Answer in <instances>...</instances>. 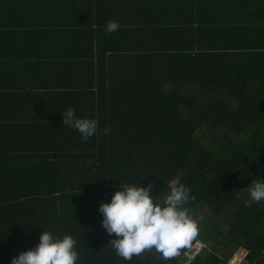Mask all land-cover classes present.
I'll return each mask as SVG.
<instances>
[{"label":"trees","instance_id":"16d2710c","mask_svg":"<svg viewBox=\"0 0 264 264\" xmlns=\"http://www.w3.org/2000/svg\"><path fill=\"white\" fill-rule=\"evenodd\" d=\"M258 1L241 0L226 13L217 3V9L191 21L115 19L120 28H130L132 38L150 30L141 45L112 48V62L104 46L100 56L83 41L73 72L82 73L85 59L99 54L97 62L85 65L89 81L99 79L98 98L80 93L95 88L96 81L86 90L75 79L60 87L57 101L34 109L45 113L17 116L18 123L38 126L23 137L18 129L23 148L11 169L18 176L17 192L0 210V220L9 222L1 225L0 264H11L13 256L34 247L45 229L77 240V264H181L199 241L201 251L189 264H230L241 252L247 264H264V201L244 204L245 187L264 179V0L260 15L253 4ZM242 4L245 14L239 17ZM185 22L190 27L180 26ZM95 24H102L98 17L79 23L83 32ZM2 90L0 112L16 105L19 96ZM68 108L97 118V133L84 141L65 127ZM0 123L14 119L0 114ZM153 181L161 197L173 186L190 189L194 198L184 207L196 234L171 258L153 248L124 260L108 244L113 237L102 226L99 206L122 182Z\"/></svg>","mask_w":264,"mask_h":264},{"label":"crops","instance_id":"0c3cea01","mask_svg":"<svg viewBox=\"0 0 264 264\" xmlns=\"http://www.w3.org/2000/svg\"><path fill=\"white\" fill-rule=\"evenodd\" d=\"M126 1L0 0V88L4 89L2 91L19 95L15 99L16 105L10 104L3 107L0 112L2 116L14 119V123H0V210L6 207L5 203H9L7 199L12 198V194L17 192L15 188L18 176L12 173L11 169L18 165L15 157L19 146L23 148L18 131L24 130L20 135L23 137L26 129L38 126V122L32 124V122L20 121L18 123L17 116H23L25 120L33 115L37 116L38 113H45L34 109H38V106L43 104H50L52 100L57 101L60 87L63 88V84L73 82L75 79L83 81L81 87L84 89L96 81L95 88L80 93L82 96L83 93L89 92L92 97L98 98L99 79L94 78L95 81L90 82L92 75L85 70L92 61L99 60L101 45L108 49L105 58L107 60L109 58L112 62L113 56L116 55L115 52H111L112 48L123 51L125 46H132L138 42L141 45L142 38L150 30L145 28L143 31H138V39L130 36L129 27L106 33L104 27L109 21L124 18L129 20V17L132 21L141 20L143 23H146L148 19L178 17L180 20L191 21L199 16L208 15L213 6L217 9V3H220L226 13L229 6L241 0H134L136 3L130 4H126ZM157 3L159 4L154 9V4ZM171 3H175V6ZM260 3L262 0L253 3L258 8L259 15L262 11ZM238 8L237 14L240 17L245 14L243 4ZM94 17L100 19L102 23L100 27L98 28L95 24L94 27H88V31L83 32V26L79 23L85 24L87 19L92 20ZM184 25L190 27V24L186 22L180 26L184 27ZM165 33L170 36L177 35L173 31H165ZM166 36V39L170 38ZM83 41L89 42L90 49L94 48L100 56L97 53L92 54L85 59L87 66H83L82 73H74L73 65L80 59L77 57L82 55L80 49H83ZM120 55L122 54L118 53L117 57ZM98 64L94 67L95 73H97ZM1 93L3 92L0 91ZM52 94L54 96L51 97ZM7 132L14 138H6ZM37 156L38 154H34L33 157ZM2 224H9V222L0 220V231Z\"/></svg>","mask_w":264,"mask_h":264},{"label":"clouds","instance_id":"9594fccd","mask_svg":"<svg viewBox=\"0 0 264 264\" xmlns=\"http://www.w3.org/2000/svg\"><path fill=\"white\" fill-rule=\"evenodd\" d=\"M120 28L116 20L109 21L104 30L112 33ZM65 127L74 128L87 141L99 128L98 119L92 116H77L75 109L63 110ZM110 132L109 127L103 129ZM155 181L145 186L121 183L110 201L100 204L102 226L113 239L108 243L124 260H131L146 249H155L165 259L178 254L196 234V223L184 207L192 197L184 185L171 187L163 197L156 194ZM248 198L245 206L264 201V179H253L246 187ZM77 240L71 234L54 235L45 229L39 242L23 250L11 259V264H77Z\"/></svg>","mask_w":264,"mask_h":264},{"label":"rangeland","instance_id":"374dc122","mask_svg":"<svg viewBox=\"0 0 264 264\" xmlns=\"http://www.w3.org/2000/svg\"><path fill=\"white\" fill-rule=\"evenodd\" d=\"M199 245L197 246L196 250H194V247L190 249L187 253V255L180 261L181 264H189L193 259L197 256V254L201 251V248L203 244L199 241ZM245 255L244 252H241L239 255L238 253H235L234 256L230 259V264H247L245 260H243V256Z\"/></svg>","mask_w":264,"mask_h":264}]
</instances>
